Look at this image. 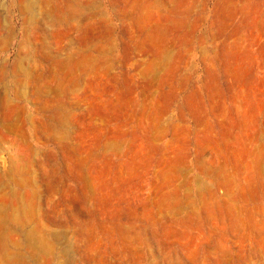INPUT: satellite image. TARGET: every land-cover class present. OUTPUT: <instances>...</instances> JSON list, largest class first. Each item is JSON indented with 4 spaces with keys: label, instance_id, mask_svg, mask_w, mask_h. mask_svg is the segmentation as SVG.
Here are the masks:
<instances>
[{
    "label": "rangeland",
    "instance_id": "obj_1",
    "mask_svg": "<svg viewBox=\"0 0 264 264\" xmlns=\"http://www.w3.org/2000/svg\"><path fill=\"white\" fill-rule=\"evenodd\" d=\"M0 264H264V0H0Z\"/></svg>",
    "mask_w": 264,
    "mask_h": 264
}]
</instances>
